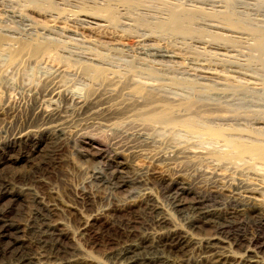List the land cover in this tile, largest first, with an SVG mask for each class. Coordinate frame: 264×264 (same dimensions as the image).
I'll use <instances>...</instances> for the list:
<instances>
[{
  "label": "bare ground",
  "instance_id": "1",
  "mask_svg": "<svg viewBox=\"0 0 264 264\" xmlns=\"http://www.w3.org/2000/svg\"><path fill=\"white\" fill-rule=\"evenodd\" d=\"M2 1L0 0V3ZM152 1L155 0H107V3L112 2V8H94L66 16L54 0L44 3L27 0V5L34 8L33 10L47 12L45 14L53 18L52 22L54 20L79 22L90 34L98 32L109 36L112 45L110 43L108 45L112 46V49H117L115 46H118L124 36L126 37V32L135 30V26H139V29L142 27L144 31L138 33L135 31L138 42L142 44L136 60L147 59L153 66L147 63L139 64L135 57L134 60L121 61L118 59L120 54L116 59L108 51L105 53L91 48L86 52L83 50L81 52L80 49L73 52L64 46L65 41L59 42L57 38L47 40L45 37L42 41L37 37L25 36V31L23 34L13 28L4 29L5 34L0 36V49L4 44L10 46L14 40L18 47L13 50L3 49V53H6L4 50H9L6 55L2 53V49L0 50L6 61L4 65L0 64L2 75L30 63L37 68L39 65L52 64L53 71L42 75L36 84L32 81L33 85L30 84V87L26 88L22 94L27 100L25 105L9 96L8 91L11 87L9 88L7 82L2 83L3 79H0V88L4 90L3 97H0V152L7 154L9 159H17L22 153H26V159L29 161L32 159L28 157L29 154L35 152L44 139L53 136L55 142L63 141L68 129L61 121L67 118L63 115L64 109H73L78 113L76 116L83 113L94 115L105 113L109 119L112 118L113 131L117 128V121L126 127H136L139 130L137 137L144 144L146 143L144 134L147 132L160 131V134L167 132L172 135L180 129L190 137L205 136L209 141L221 144L224 151L207 152V148L206 151L195 150L193 147L188 148L191 141L190 143L187 141L186 148L172 147L167 153L161 154V158L174 162L208 155L230 165L228 175L214 172L217 178L226 183L224 189L229 193L228 206L192 194L189 186L177 173L171 178L160 176L155 180V184L170 202L172 214L163 213L159 208H155L153 225L156 228L143 234L122 224L119 230L123 237L114 244L110 241L111 248L107 256L112 264H262L261 254H264V245L260 236L256 234L253 237L251 234L252 237L248 238L236 233L233 226H245L248 222L252 226L264 229V209L255 204L260 202L255 197L264 192V186L252 184L245 178L232 180L230 175L241 168L239 161L247 160L248 164L252 165L256 162L264 164V139L260 140L259 131L246 135L240 129L227 130L220 128L222 125L212 127L210 123L228 122L230 119L234 121L235 118L242 117L238 111H231L227 115L230 110L227 107L229 102L227 103L224 98L231 100L236 95L253 92L256 88H260L261 91L264 89V0H162V3L160 0L157 3L156 0L157 4H161L157 10L149 7L150 3H154ZM166 38L180 42L176 43L177 47L169 46L166 44ZM149 41L162 44L146 45L145 43ZM16 44L13 43L14 46ZM242 45L244 47H241ZM110 46L108 48H111ZM189 48L199 50L202 55L211 52L212 55L221 58L224 60L222 68L213 66L215 61L211 64L209 62L211 59L206 61L202 57L198 59V56L194 58L186 56L187 53L183 54V51H189ZM239 49H245L249 58L248 64L244 67L228 61L235 59V53H238ZM229 63L230 65H226ZM167 64H172L184 72L188 71L196 80L170 76L166 71ZM70 72L77 73L86 81L83 97L71 96L61 83L59 77ZM176 74H179L178 71ZM170 91L176 92L177 95L180 92L182 96L176 97L175 93L172 94L174 97L169 96L167 93ZM255 123L264 125V121ZM152 136L154 137L153 134ZM244 136L251 140L243 139ZM81 145V152L98 157L103 166V170L99 168L91 172L90 184L96 191L108 190L111 194H121L132 186L146 188L147 184L139 177L140 174L133 175L131 171L128 173L131 169L130 164L123 158L122 151L113 152L111 155L109 150L98 148L90 141H83ZM129 148L130 157H140L143 153L133 147ZM32 183L45 182L38 176L33 178ZM10 185L5 179H0V264H87L82 258L47 256L44 247L58 246L56 232L58 225H62L54 222L53 216L67 212L66 208L60 210L56 203L46 202L36 192L31 194L32 197L26 204L25 226L23 225V231L20 230L21 224L11 220L18 215L13 205L16 196L20 194L13 191ZM92 201H94L92 193L82 192L76 196V202L82 210L73 206L68 208L81 216L82 223L78 229L80 237H85L89 227L93 226L92 221L99 220L105 213L94 212L91 207ZM28 204L31 206L27 207ZM126 206L129 205L121 203L116 210H123ZM172 216L182 224L184 231L169 227ZM146 225L148 224H141V229ZM20 232L30 234L27 243L30 248L34 247V250L32 248L26 251L23 243L19 245L20 240L16 234ZM199 232H204L205 235L202 238L196 237L194 233Z\"/></svg>",
  "mask_w": 264,
  "mask_h": 264
},
{
  "label": "rangeland",
  "instance_id": "2",
  "mask_svg": "<svg viewBox=\"0 0 264 264\" xmlns=\"http://www.w3.org/2000/svg\"><path fill=\"white\" fill-rule=\"evenodd\" d=\"M38 1L44 3L50 0H38ZM54 1L55 4H58L57 6L59 8L63 9L64 14H66V16L67 15L71 16L77 12L79 13L80 11L82 12L84 10L88 11L94 8H100V9L105 7L112 8V2L107 3V0H54ZM155 1H152L154 3H150L149 5V7L152 10L159 9L161 6L160 3H162V0H160L161 2L159 0L156 1L157 3L160 2L159 4H157ZM28 6L29 5H27V0H8V1L3 0L0 3V36H2V34H5L3 31L4 29L13 28L17 31H20L23 34H25L26 32L25 36L27 37H31V38L37 37L40 40L42 39V41L45 40L44 39L45 37L47 38V40L59 39V42L62 43L66 42V45L64 44V46L65 47L67 46V49L73 52L80 50L81 52L82 50L83 52H86L88 50L93 49L105 53L109 52V54H111L113 57H116V59L119 57L118 54H120V58L118 59H120L121 61L132 60L134 57L135 60L137 59V53L140 51L142 44L138 42L136 32L138 33L144 31L142 27H140L139 29V26H135V30L131 29L132 31L126 32L127 33L126 37L124 36V38L120 40L121 42L119 41L121 44L118 43V46H115L117 49H112V46L108 45L109 43L112 45V40L109 38V36H105L103 33H98V32H96L95 34H90L85 30V26L79 22H69L65 20L62 21L54 20L52 22L53 18L46 15L47 12L39 11L37 9L33 10L34 8L30 6L29 8ZM154 6H156L157 8ZM51 36L52 38H49ZM17 37L20 39L22 38L24 39V37H19V36ZM169 39L170 40L166 38L165 40L167 42L166 44H168L169 46L177 47L178 44L176 43L180 42L179 40L173 38H169ZM15 41L16 40H14L13 42L14 44L17 43ZM13 43L11 42L10 46L6 44L2 45L1 46L2 53H3V49L13 50V48L15 49V47L16 48L18 47L17 44L14 46ZM145 44L146 45L153 44V46H156L159 43L155 41H149L146 42ZM109 46L111 48H108ZM241 47L244 46L242 45ZM193 49L194 52L196 51L195 53L193 52ZM9 50H4L6 53L3 54L6 55L9 52ZM198 52L199 50L195 48H191V49L189 48V51L185 50L183 51V54L186 55L187 53L186 56H190L194 58L198 56V59L202 57L203 60L206 61L207 60L209 61L211 59L209 61L211 64H213L212 62L215 61L213 66L217 65L216 66L217 68L219 69L222 68V64L224 60H221V58L212 55L211 52L209 54L204 53L203 54L204 57L201 54V52L199 53ZM1 54H0V64L4 65V63H6L5 57ZM235 54H236V56L234 57L235 59L228 60L230 61V63L237 64L240 66L242 65V67L248 64L249 58L246 55L245 49H239L238 53L236 52ZM239 55H241V57ZM120 60L119 62H121ZM146 60L147 59H143V60L141 59L140 61L137 60L136 61L139 64L147 63L151 65L148 62V60L147 62ZM217 60L219 62H217ZM143 61L145 63H143ZM230 63L226 65H230ZM45 65L46 64L39 65V68H37V66H35L33 63L24 64L18 68L19 70L18 69L12 71L10 70L8 71L9 74L6 73V75H4L3 73V75L6 76L5 78L2 75V73H0L1 76L0 79L4 80V81L2 80V83L7 82L9 84V88L11 87L10 88L11 90L9 89L10 92L8 91V93L10 94L9 96L13 100L20 103L21 105H25L27 103V100L25 97H23L22 94L23 92H25V90H27L26 88L30 87V84L31 86L33 85L32 81L34 84H36L38 82L37 80L40 79L42 75L44 76L45 74L50 73V70L51 72L53 71V69H51V67H53L52 64H47L46 66ZM166 66H168V68L166 67V71L168 72V74H170V76H174L178 79H183V80H187L188 78L194 77L188 71L184 72V70L182 71L180 69H177L172 64H167ZM171 66L173 69L171 68ZM157 68L161 70L163 69L165 70V68H161V67L160 68L157 67ZM175 71L176 72L178 71L179 74H176ZM74 73L75 72L72 73L70 72L67 73L68 76L66 74L65 76H60L59 77L61 79L60 81L71 96L75 98L83 97L85 93L84 87H86L87 83H85L86 81L83 78H81V76H79L77 73L75 74ZM189 74L191 75L188 76ZM186 77L187 79H185ZM194 78L192 79L196 80ZM192 79H188V80H192ZM82 83H84L85 85ZM2 91L4 90L0 88V97H3ZM167 94L173 97L174 95L176 97H178V95H181L180 92L177 95L176 92H172V91H170ZM224 99L226 100L227 103L229 102V105H227V107H229L228 110L229 109L230 110L228 111L227 115H229V112L231 111L233 112L238 111L237 113H240V115L244 118L242 117L238 119L235 118L234 119L235 122L233 121V119L228 120V122L214 121L211 122L210 125L212 127H219L220 125H222V127L220 126V128L227 130L240 129L244 131L246 135L247 133L250 132L254 133L256 131L257 132L259 131L258 133L263 136L262 137L258 135L260 140L264 139V134H262L264 133L263 130L264 125L262 123L259 124L255 123V121H260V122L264 121L261 120L264 119V89L261 91L260 88H256L253 90V92L250 91V92H245L244 94L236 95L235 97L231 98L232 101L230 100V98L228 99L224 98ZM233 100L235 101L240 100V101L233 102ZM241 101H243L244 103ZM238 108L239 110H237ZM63 111H64L63 115L66 116L67 118L61 121L63 122L64 126L68 128L66 132V137L64 138L63 141L55 142L53 136L44 139L39 144L38 149H36L35 152H33L32 154L31 153L29 154L30 156L28 157H30V159L32 158L29 161H27L26 159L27 156L26 153H22V156H20L22 158L17 157V159H9L7 154H5L4 152L3 153L0 152V179L2 180L5 179L6 181H8L11 184L10 187L13 189V191L18 192L20 194V196L18 197L16 196V201H14V205H13V209L14 211H17L18 215H16V218H11V220H15L16 223L18 222L21 224L20 230L23 231L24 228L23 225L25 223L24 218L26 217V209H27L26 204L29 201V199L32 197L31 194L33 192H36L46 202L56 203V205L58 206V208H60V210L65 208L67 209V210L65 209V211L67 212L65 214L57 213L58 214L57 216H53V221L56 223H61L62 225H58V230L56 232L57 234L56 239L58 241V246L44 247L45 251L47 252L46 253L47 256L60 257V258H82L84 262H87V264H112V261L107 256L111 248V246H109V243L110 241H112V243L114 244L115 241H118L123 237L122 232L119 230L120 229L119 227L120 226L122 227V224H124L125 226L127 225V228L129 229L132 228L133 231H139V232L141 231V233L143 234L145 232H150L152 229L156 228V226L153 225L154 224L153 211L155 208H159L163 213L172 214L171 212L172 207L170 202L163 196L162 192L155 184L156 182L155 180L160 176L165 178H171L174 174L177 173L180 175L181 177L180 179L189 186L192 194L199 197H205L210 200L217 201L221 205L223 203L225 207L228 206L227 196L229 195V193L227 189H224L226 188L225 187L226 183L224 180L217 178L214 175V172H221L222 174L228 175L230 174V170H229L230 165L221 163L218 160H216V158L214 159V157L211 156L209 157L208 155H203L196 158H188L185 160L180 159L179 161H174V162H168L165 161L163 158H161V154L167 153L168 151L171 150L172 147L179 146L182 148L183 147L186 148L187 147L186 145L190 143V141L193 146H191V144H188V148L193 147L192 149L204 150V151L208 149L207 152H212L214 150L213 152L217 151L216 153H220L224 151L223 150L224 148L221 146V144L211 142L205 136H201V135H199V137L198 136L190 137L189 135H186V133L183 130L180 129H177L178 131H175L174 132L175 135L172 134L173 136L167 132L166 134L164 132H161L160 134V131H156L153 133L147 132L144 134L146 140V143L144 144L141 143L137 137V133L139 130H137L136 127H132V128L126 127L122 125L120 121H117L116 124L117 128L114 129L115 131H113L112 118L109 119L108 116L105 115V113H97L96 115L83 113L81 115L76 116L75 114L78 113H75L76 111H74L73 109L71 110L64 109ZM230 115H232V113H230ZM68 116L71 117L68 118ZM67 119L68 120L71 119V120L68 121ZM240 123L241 125L242 124L243 125L241 126ZM224 124L228 127L225 128L226 126ZM232 124L234 127L232 126ZM181 131H183L185 134ZM152 134L154 135V137L152 136ZM148 135L150 136V138H148L149 137ZM160 136H162L163 138L161 137L162 138L161 139ZM192 137L193 139L190 140V138ZM168 138L171 139L169 140ZM243 139H247L249 141L251 140L246 136H244ZM83 141L85 142L90 141L94 143L96 146H98V148H101L103 150H109V152H111V155L113 152L117 153L118 151L120 152L122 151L124 154L123 158H125V161H127L128 164H130L129 167L131 169L128 171V173L131 171L133 175L140 174L139 177L143 178L147 184L146 188L145 187L139 188L137 186H132L129 190L127 189V192H122L121 194H114V193L111 194L108 190L96 191V188L92 187L90 184L92 179L91 172H93L94 169H99V168L103 170V166L100 163V159L98 157H92L86 154L85 152H81L82 151L81 142ZM160 141L162 144L160 143ZM187 141L188 143H186ZM181 143L184 144L186 143V144L184 145ZM118 147L120 148V150ZM129 147H133L137 150H141L143 152L142 155L140 157L137 156L134 158L128 156V152H130ZM205 148L207 149L205 150ZM54 150L56 152H53ZM81 153L83 154L81 155ZM248 162L247 160L239 161V163L241 164L244 163V165L240 164L241 166V168L239 169L240 171L238 170L236 172L237 174L236 173L231 174L230 178L232 180L245 178L246 180H249L252 184L264 186V164H260L261 162H256L254 165H252L251 163L248 164ZM258 167L259 169L260 167H262L261 168L262 170L260 169L259 171ZM38 176L42 177L45 183L42 184L32 183L33 178ZM251 179L254 182H252ZM82 192L92 193L94 195V201H92V206H91L93 207L94 212L105 211L104 215L101 218H99V220L92 221L93 226L89 227V230L86 233L85 237H80L78 235V229L80 228V225L82 223L81 216L74 211L71 212L72 209L68 210V208L72 206L77 208L79 207V205L76 202V196H78ZM255 198H257L258 201H260L255 204L259 205L261 209H264V192L262 191ZM121 203H124L129 206H126L123 210H119V211L116 210ZM150 205H152V207ZM29 206L31 205L28 204L27 207ZM79 209L82 210L80 207ZM141 224L144 225L148 224V225H146L143 229H141ZM181 226L182 224L172 216L171 224H169V227L170 228L174 227V229H176L177 231L179 230L181 231L183 230L182 229L183 226L182 227ZM233 227L236 230L235 231L236 233H239L240 235H245L248 238L252 237V235L253 237L256 234L259 235L264 245V229L252 226L248 222L245 223V226L236 225ZM194 234L196 237L199 238H202L203 235H205L204 232H199ZM16 235L17 238L20 240L19 245L23 243V245L25 246L24 249L26 251L32 248L34 250V247L30 248V246L27 243V241L31 237L30 234L20 232ZM261 255L260 256L262 258V264H264V254ZM200 264H209V263H200Z\"/></svg>",
  "mask_w": 264,
  "mask_h": 264
}]
</instances>
